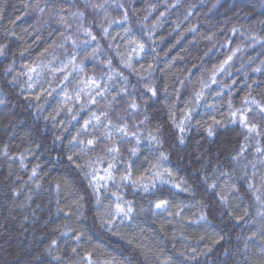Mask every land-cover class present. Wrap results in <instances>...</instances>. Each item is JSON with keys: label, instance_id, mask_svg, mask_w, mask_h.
I'll return each instance as SVG.
<instances>
[{"label": "trees", "instance_id": "obj_1", "mask_svg": "<svg viewBox=\"0 0 264 264\" xmlns=\"http://www.w3.org/2000/svg\"><path fill=\"white\" fill-rule=\"evenodd\" d=\"M102 2L90 0V4ZM116 3L124 8L113 5L106 13H98L85 7L84 0H0V45H6L5 54L0 55V264H57L54 257H60L61 264H78L79 256L71 252L73 247L80 255L95 250L94 259L114 258V264L125 260L131 264H264V186L259 180L264 174V165L260 164L264 157L255 150L256 140L264 148V136L245 141L246 133L236 135L218 128L217 135L208 137L204 131L212 123V116L227 119L229 99L234 108L242 106L246 95L264 103V0ZM125 10L127 22L122 20ZM78 11L85 13L83 27L92 29L95 41L84 35L80 18L73 16ZM112 20L117 23L109 26ZM102 28L108 29L107 36ZM126 28L131 31L125 32ZM83 41H89V45ZM141 43L145 45L143 52L138 47ZM97 44V56H87ZM228 56L232 60L217 71ZM72 57L75 60L69 63ZM108 60L112 61L111 68ZM126 63L136 71L126 68ZM29 68L34 69L31 74ZM257 68L260 71H255ZM117 73L127 77L128 83ZM213 77L217 83L211 82ZM90 78H96L101 89L106 88L104 97L96 96ZM145 83L160 89L158 100L148 101L159 109L155 113L159 120H168L171 103L177 123L188 108H194L195 120L201 121L199 126L192 121L184 145L172 142L171 131L164 145L171 153V162L165 166L173 170L172 182L189 187L194 194L171 188L170 184L157 196L131 186L118 190L109 183L101 193L102 219L96 215L92 188L87 187L85 172L92 169L78 171L69 165L68 141L81 130L91 112L99 114L102 110L108 111L114 125H126L129 131H139L143 136L153 132L155 119L133 127L143 115L132 118L125 113L131 99L142 104L147 100L137 95L144 91ZM204 84L209 87L204 88ZM124 87L133 96L120 98L119 105L113 102L109 107V101ZM201 90L204 95L197 105L195 93ZM90 97L98 103L89 104ZM209 105H215L218 111ZM255 119L264 123V118ZM171 128L166 124V130ZM103 132V128H89L79 139L86 141ZM111 132L112 140L100 143L95 152L80 154L77 162L102 160L92 167L103 175L111 159L104 147L113 141L119 145L121 139L114 128ZM134 143L121 146L120 159H130L128 149ZM142 152L147 154L146 150ZM238 153L239 158L233 159ZM36 166L37 176L30 179ZM118 168L122 170L119 164ZM221 172L226 175L221 176ZM66 173H71L75 181L71 190L64 184ZM115 174L119 182L120 173ZM150 180L151 175L145 173L144 182ZM249 182L254 188L245 191ZM206 183L218 187L214 192L205 191ZM233 183L235 189L224 187ZM113 191L132 201L135 219L130 223L117 219L109 229L106 212L113 211L117 202L111 196ZM218 194L228 197L227 209L218 204ZM80 196L84 197L83 215L72 203ZM157 198L180 205L181 214H175V207L170 208L171 216L147 211L148 201ZM69 209L72 213L66 215ZM202 212L208 215L207 223L199 219ZM65 232H82L84 239L77 245L61 235ZM54 239L58 246L51 245Z\"/></svg>", "mask_w": 264, "mask_h": 264}, {"label": "snow or ice", "instance_id": "obj_2", "mask_svg": "<svg viewBox=\"0 0 264 264\" xmlns=\"http://www.w3.org/2000/svg\"><path fill=\"white\" fill-rule=\"evenodd\" d=\"M115 6L116 9H122L124 8L123 4L116 3V0H103L102 3H91L90 0H84V6L85 7H91L93 10L99 12H105L107 8L111 6ZM153 9L155 8V5L151 6ZM161 15H164L161 13ZM74 17H79L81 20L82 25V31L84 35L88 36L91 41H95L97 37L93 35L92 29L88 27H83V21L86 19L85 13L78 11L76 13H73ZM147 19V17H145ZM123 22H127L129 20L128 12L125 10L122 16ZM117 21L112 20L109 22V26L112 24H116ZM103 34L105 36L108 35V29L102 28L101 29ZM125 32H130L131 29H124ZM235 31V30H233ZM66 39H71V37H67ZM73 45L76 44L75 40H72ZM86 46L89 45V41H83ZM6 45H0V55H4V49ZM139 50L143 52L145 50V45L143 43L139 44ZM238 50V49H237ZM100 51V45L97 44L96 48L92 50L90 53H86L89 57H96L97 54ZM75 60V57H72V60L69 61V63H73ZM232 60V56H228L226 60H224L220 66V68L217 71H222L223 66L227 64L229 61ZM107 66L109 68L112 67V61L108 60L106 61ZM74 68L80 71H83V68L80 65L73 64ZM27 67V66H26ZM126 68H129L132 71H136V69L132 68V65L130 63L125 64ZM152 68V65H149V69ZM34 71L33 68H29V74H31ZM255 71H260L259 68L255 69ZM118 75H121L125 84L128 83L127 77H123L122 73H117ZM65 79H68L67 76H65ZM111 79V77H109ZM212 83H217L215 77L211 80ZM181 83H183L181 81ZM90 84L97 89L96 96L98 97H104L106 94V88L101 89L100 84L98 83L96 78H90ZM247 86V85H246ZM31 87V85H29ZM204 88L209 87L208 84L203 85ZM143 92L138 93L141 98L147 97V100L144 101V103H139L135 98L131 99L129 102H127V107L125 109V113L131 114L132 118H135L136 116L143 115V119L137 121V124H134L133 127L142 126L145 124L146 121H151L153 119L156 120V126L153 132H149L147 136H143L142 133L139 131H129L126 125H114L112 120L109 118L108 111H100L99 114L97 112H91L89 117L87 119H84L83 124L81 125V130L77 132V135L72 136L71 139L68 141L69 145V152L71 154H68L66 156V159L70 166H74V168L78 171L83 170L84 168L92 169L91 171L85 172V177L88 178V184L87 187L92 188V192L94 194V207L97 209L96 215L101 216V212L99 211L102 207V197L101 193L108 188L109 183H111L114 187H116L118 190L122 186H131L134 189H143V191L146 194L150 195H157L160 196L163 194L164 189L169 184L171 185V188L180 189L182 192H190L192 191L194 194V190L190 189L189 187H183L181 188L180 184L174 183L171 180V177L173 175V170L170 167H166L165 165L169 164L170 161V151L165 150L164 145L168 142L169 139V131H171V140L174 144L184 145L186 143V134L191 130L192 128V121L195 120V109L194 108H188L183 113V118L177 123L176 117L171 114V109L174 107L173 104H169V115L167 121H161L157 117H155V113L159 111L158 108H155L152 106V104H149L148 101L156 102L159 98V92L160 89L157 86H154L152 84L145 83L143 85ZM163 91L167 93L168 89L167 86H164ZM196 95V103L199 105L203 98V91L195 93ZM217 95H220L217 93ZM125 96L131 97L133 96L132 93H130L127 89V87L121 88L120 92L117 94V96H113L112 100L109 101V107H111L112 103L115 102L117 105L120 103V98H123ZM119 97V98H118ZM179 94H177V100H179ZM36 99H39V96L36 97ZM77 99H80L79 94H77ZM0 103H3V100H0ZM89 104L95 105L98 103L97 99L95 97H90ZM242 106L239 108H234L233 101L229 99L227 101V106L229 109L228 117L224 120H218L215 116L211 117L212 123L208 125L207 128L204 129L206 135L208 137H213L218 134L217 129H222L225 133L228 132H234L236 135L244 134V140L248 141L249 139H253L254 137L264 136V123H258L256 122V116H259L261 118H264V103H261L258 101L255 97H252L250 95H246L242 98L241 101ZM209 108H212L214 110L216 109L215 105H209ZM75 119V117H73ZM106 121V123H105ZM170 123L172 128L166 130V124ZM195 123L197 126L201 124V121L195 120ZM231 125V127H228ZM89 128L92 129H99L103 128L104 132L99 136H93L89 139L81 140L79 139L81 133L87 134ZM115 129L117 132L121 133V139L119 145L113 141L111 146L105 145L104 152L107 154V156L111 157L109 162L107 163V167L103 168V175H100V169L93 168V164L96 162H103L100 161H92L88 162L86 164L78 163V159L80 157V154L88 153V152H95L97 146L100 143H103L105 140H112V132L111 129ZM239 129V131H237ZM59 139V137H57ZM131 141H135L134 145L128 149V153L130 156V159L128 160H122L121 157V146L125 145ZM260 141L256 140V152L261 155V157H264V148H261L259 146ZM6 147V146H5ZM171 147V146H170ZM143 150H146V155L143 154ZM243 152V147L240 149V153ZM6 155V152H5ZM143 155V158L141 159V156ZM239 153L237 157L233 159H238ZM23 160L24 156L23 154L20 155V161L21 166H23ZM118 164L122 166V170L118 168ZM260 164L264 165V159L260 160ZM253 168H256V165H252ZM37 168H32V177L30 179L35 178L37 176ZM143 171H140V170ZM116 172H119V177L117 182V176ZM136 172H140V174L137 176L135 175ZM149 173L151 175V180L148 183L144 182V174ZM221 176L226 175V173L221 172ZM135 176V178H134ZM167 177L168 179H165ZM256 178V174L253 173L252 179ZM209 178L207 176L204 177V180L207 181ZM245 179H248L247 175H245ZM260 183L262 186H264V174L260 175ZM75 183L74 179L71 176V173H66L64 177V184L71 190L72 185ZM218 187L216 183H206L204 188L205 191L208 189H212L213 192ZM225 188L229 189H235L236 185L233 184H225ZM56 188L59 191L60 184H56ZM241 188H243V184L241 185ZM254 188L253 183L249 182L247 184V190H252ZM111 196L115 198L117 201L114 206L113 211H108L106 214L110 216L109 219L105 221L106 226L111 229L115 226V221L119 219L121 223L128 222L130 223L132 220L135 219V211L132 201H127L123 199V196L119 193V191H113L111 192ZM84 197L80 196L77 199L73 200V204L75 205V210L80 215H83L82 209L84 208V204L81 203L83 201ZM257 200H260V196L256 197ZM182 203V202H181ZM202 203V202H201ZM218 204L222 207V209H227L229 207L228 203V197L225 195H219L218 194ZM203 206V204H202ZM175 207L177 209L176 215L181 214V206L180 205H172L170 200L167 198H157L155 201L149 200L148 201V208L147 211L151 212L153 215H163L167 213L169 216H171L173 213L170 211V208ZM60 211H63L62 209H59ZM141 212L145 211L144 208L140 209ZM212 209H209V212H211ZM72 213V210L69 209V212L66 213V215H69ZM224 212L221 211L220 215H223ZM103 219V217L101 216ZM201 221L204 223L208 222V215L204 212L201 213L200 218ZM239 219H242V217H239ZM66 238L68 241H72L73 243H76L79 245L80 241L84 239V233H75L72 232L69 234V232H65L61 234ZM255 236V233L253 234ZM220 239H223V237H220ZM51 245H57V240H52ZM58 246V245H57ZM264 247V245H262ZM228 251L227 249L225 250ZM71 252L77 256H79L78 264H114V258L112 260H98L94 259V253L93 251H86L83 253V255H80L76 247L71 248ZM57 264H61L60 257H54ZM69 264H72L71 261H69ZM115 264H131L130 260L125 261H115Z\"/></svg>", "mask_w": 264, "mask_h": 264}]
</instances>
